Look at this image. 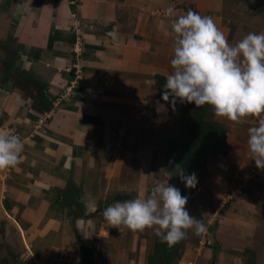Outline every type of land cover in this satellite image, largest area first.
I'll return each instance as SVG.
<instances>
[{
	"label": "crops",
	"instance_id": "crops-1",
	"mask_svg": "<svg viewBox=\"0 0 264 264\" xmlns=\"http://www.w3.org/2000/svg\"><path fill=\"white\" fill-rule=\"evenodd\" d=\"M52 1L42 3L38 11L34 0H16L12 6L10 2L2 6L0 12L9 16L7 24L16 23L20 59L52 101L51 109L43 113H36L22 95H18L17 111L7 113L0 106V131L18 135L24 143L21 163L0 170V247L4 245V256L41 264L59 248L79 246L82 264L89 260L91 264H116L118 260L111 256L118 241L124 237L133 247L127 238L130 230L111 228L100 210L106 203L116 202L112 201L116 195L133 194L132 199L150 195L151 186L159 181L141 163L156 155V135L180 136L179 108L157 94L154 76L167 77L173 72L171 21L178 12L185 13L180 2L193 0H172L171 4L170 0ZM195 1L199 11L214 18L223 16L224 21L234 10L241 13L236 21L242 23L234 31L239 41L252 32L249 28L264 33V3L258 1L255 6V0H249L252 3L246 6L242 0H234L243 7L236 10L235 4L229 7L231 0ZM170 6L173 17L164 15ZM244 8L246 12H242ZM72 12L79 17L78 24L71 19ZM219 30L224 35L230 32L226 26ZM79 35L81 39H77ZM261 119L264 113L239 122L218 117L227 128L230 150L226 159L232 158L248 174L253 173L236 181L244 185L255 175L257 199L244 202L230 188L225 195L232 197L227 205L240 198L247 208L234 214L225 211L224 223L215 220L210 227L209 223L213 236L205 239L211 245L195 243L193 250L185 248L178 264H245L244 245L255 252L256 264L264 263L263 244L254 239L257 227L264 233V170L249 158L247 145L248 129ZM145 180L150 186L144 185ZM70 182L78 188L76 193ZM66 187L68 193L60 194ZM213 191L214 198L221 195L219 187ZM243 192L250 195L252 191ZM226 215L238 216L239 221L230 222ZM156 231L155 226L145 228L140 242L148 243L147 233L152 236ZM252 244L259 248L254 250ZM27 248L29 258L23 255Z\"/></svg>",
	"mask_w": 264,
	"mask_h": 264
},
{
	"label": "clouds",
	"instance_id": "clouds-1",
	"mask_svg": "<svg viewBox=\"0 0 264 264\" xmlns=\"http://www.w3.org/2000/svg\"><path fill=\"white\" fill-rule=\"evenodd\" d=\"M174 16V8L164 11ZM174 55L173 72L166 77L161 98H172L173 106L194 103L197 108L210 105L218 117L239 122L241 118L264 113V33L249 32L231 45L213 18L189 9L171 21ZM249 158L264 170V119L248 129ZM24 143L18 135L0 131V170L21 163ZM177 175L186 188L198 183L195 172L185 175L177 165ZM188 196L170 184H156L150 195L116 201L102 212L106 223L118 231H143L156 227V235L169 247L179 243L193 230L199 236L206 225L186 209ZM95 211V209H93Z\"/></svg>",
	"mask_w": 264,
	"mask_h": 264
},
{
	"label": "rangeland",
	"instance_id": "rangeland-1",
	"mask_svg": "<svg viewBox=\"0 0 264 264\" xmlns=\"http://www.w3.org/2000/svg\"><path fill=\"white\" fill-rule=\"evenodd\" d=\"M15 1L16 0H0V12H1V10H3L2 6L5 7L6 4H9V2L11 3V6H12V3H14ZM56 1L57 0H53L52 4H53V2L55 3ZM242 1H243V3L246 4V6H249L248 3H252V2H250L252 0H250V1L249 0L248 1L242 0ZM258 1L261 3H264L263 0H255V6L256 5L258 6V4H259ZM46 2H47V0H34V2L32 4L39 11V8L41 9L42 3H46ZM171 3H172V0H170V4ZM180 3L184 4L182 6L184 7L185 13L189 9H191L195 12H198L201 16L209 15L207 12L199 11L200 9H198V7H197L198 5L195 6V4H196L195 0H193L192 3L188 2V1L187 2L185 1V3H182V2H180ZM234 4H235L234 9H236V10H239V9L241 10L243 8L242 5H240L237 1H234V0L230 1L229 7L233 8ZM6 8H8V7H6ZM242 12H246L245 8L243 9ZM240 14L241 13H237L235 10L233 12H230V13H228V16H227L228 19L226 21L221 19L223 16H221V18L212 17L218 29H220L222 26H226V28H228L230 30V32H228V31L225 32V36L228 39L229 43L232 42V44H234V45L239 41V37H236L234 31L236 29V24L242 23V21L237 23L238 15L240 17L241 16ZM179 15H182V13L178 12V15H176V17H178ZM233 16L235 19H233ZM236 17H237V19H236ZM6 18L9 19V16L7 17L5 14V11H4L0 15V78H2L3 74L7 73L5 70V63L3 62L4 59L6 58V56L11 54L12 50H17V53H18V50L20 48V45L18 42L19 38L17 36H15V28L14 27L17 25H16V23L7 24ZM16 20H17L16 18H12V22H16ZM233 27H235V28L233 29ZM249 29L252 32L254 31L253 28L252 29L249 28ZM243 32H245V31H243ZM77 39H81V36L79 35L77 37ZM18 55L19 56H16L14 59V65L12 68L15 70L16 69L17 70L24 69L25 65H26L25 63H23L24 61L20 59L19 53H18ZM31 77H33V76L31 75ZM19 78H20L19 85H22V86L25 85L24 84L26 81L25 78L24 77H19ZM33 78H35V77H33ZM35 79H37V78H35ZM13 81H14V79H12L11 81L10 80H4L2 83L0 82L1 94L4 95V98L0 99V104H1L0 106H1V110H6L7 113L9 111H17V103L18 104L20 103L19 102L20 98L18 97V95L19 96L21 95V87L19 85H17L18 81L15 83H13ZM7 90H8V92H7ZM3 92H6V94H4ZM23 99L24 98L21 99V102H23ZM6 103H8L7 109L3 108V106ZM1 113H2V111H1ZM179 117H180V114H179ZM217 119H218V116L214 115L213 120L219 122ZM223 126L225 127V125H223ZM226 131H227V128H226ZM178 138H176V139H178ZM156 140L157 141L154 143L155 144L154 150L156 152V155L151 156V157L148 156L146 158L147 161L143 164L141 163V166L145 170H146V167L148 169H150L149 173L153 174L154 179H157L160 182V183L159 182L154 183L155 181L152 179L151 184L154 183L156 185V184H167L168 183L170 185H174L175 187L179 188L181 191V194H183V187L185 185L184 182H182L180 178H176V177L174 178V176H172V174L170 173V170H172V169L177 170V165H179V163L176 162L173 157H167L165 154V148L167 146L168 139L165 137V135L163 133H160V134L156 135ZM226 157H227V155L226 156L222 155L220 157L219 154H218V156L217 155L216 156H213V155L208 156L205 171H201L194 166V170L197 172L196 174H197V178H198V183L196 185L195 190L191 194L188 193L187 195H185V196L189 197L188 202H187L185 207L191 215H193L197 218H200L202 220V222L206 225V231L202 235L197 236L194 234L193 230H188V236L186 239H184L183 243L181 244L184 249L187 248L189 250H191V249L193 250L194 246L196 247L197 244H199L201 246V244L203 243V241L207 237L211 240V238H212L211 236H213V234H212V232H210V230H209L210 228H207V225L210 223L209 224V227H210V225H213L212 222H214L215 220H216L215 221L216 224L217 223L220 224V222L224 223L225 218L223 219L222 216H224V214L226 213L225 211L233 212V214H234V213H238L239 211H243L244 209L247 208V204L246 203L243 204V202L240 200L239 197H238L239 200H237V201L234 200V202L231 205H227L226 202H228V200H230L232 198V197H230L231 195H229L228 197L225 196L230 191V188H231V190H234V192H233L234 196H240L241 195L242 196L241 198L244 202H246V201L248 202L249 200L256 201V199H257V192H258L257 189L258 188L256 189V187H255L257 185V183L253 182L255 175H253L252 178L249 179L250 183H245L244 185H241V183H239L240 179H245L248 176L252 175L253 173L248 174L247 173L248 171H244L245 167L243 165L240 166L239 163L236 164L235 162H233L232 158H229L230 159L229 160V159H226ZM228 162H230L229 165H228ZM158 166H159V168H158ZM155 176H156V178H155ZM233 178H235V180ZM236 180H238L239 182H237ZM146 183H147V185L149 184V186H150V183H148L147 180H145L144 185ZM152 187L153 186H151L150 190L152 189ZM203 187L205 189H203ZM215 187H219V190L221 192V195L217 196L216 198H214V196H212V195H214L213 190ZM145 189L146 188L143 187V190H145ZM196 189H197V191H196ZM243 189H248V191H252V192L249 195V192H248V194L244 193ZM203 193H206V195H203ZM146 196H144V198H146ZM239 201H241L242 203L240 204ZM250 203H252V202H250ZM240 215H242V214H240ZM226 218L230 222H233V223H237V221H239L237 219L238 216L233 217L230 215L229 216L226 215ZM232 218H233V220H232ZM221 219H223V220L221 221ZM261 220H262L261 222H263L264 218L262 217ZM259 223H260V221L258 222V224ZM259 228H262V227H259ZM143 231H145V229ZM143 231H140V233H138L139 231H129L128 232L129 235L127 238H129V240H128L129 244L133 243L132 249H131V247L128 246V242H127L126 238L122 237L121 240L118 241L119 246L113 250V254L111 256L112 260H118V261H116V264H141V262L144 264L146 263L147 253L152 249L153 235L151 236L150 233H147V238L149 241H148V243L143 245L140 242V237H139L141 235V232H143ZM261 232L262 231L260 229H258V227H257V232L254 235V239L259 240V242H262L263 246L261 247V249H262L261 252L264 253V233H261ZM210 234H212V235H210ZM122 236H124V235H122ZM0 238H3V237L0 236ZM134 239H135V242H133ZM195 243H197V244L195 245ZM3 246L4 245H1V247H0V261L5 260L4 261L5 264H32L31 260L21 262L19 259H16V257L12 258L8 254H6L4 256V252H3L4 247ZM22 246H23V244H22ZM244 246L246 247L247 245H244ZM127 247L129 248V251H127ZM245 247H244L245 250H246V248H250V247H246V248ZM252 248L254 250H257V248H259V247H255L252 244ZM24 249H25V246H24ZM111 251L112 250L109 249V253H111ZM183 253H184V250H183ZM243 254H244V258H242V259H245L246 256H248V255H246V252H244V251H243ZM23 255L26 258H29V253L27 252V250L24 251ZM262 256L264 258V255H262ZM245 261L246 260H244V262ZM33 262H35V261H33ZM108 263L112 264V262H108ZM176 264H178V262ZM261 264H264V263L262 262Z\"/></svg>",
	"mask_w": 264,
	"mask_h": 264
},
{
	"label": "trees",
	"instance_id": "trees-1",
	"mask_svg": "<svg viewBox=\"0 0 264 264\" xmlns=\"http://www.w3.org/2000/svg\"><path fill=\"white\" fill-rule=\"evenodd\" d=\"M18 53L17 50H12L11 54L4 59L3 62L5 63L7 73L3 74L0 82L14 79L13 83L18 81L17 85H19V77H24L26 80L25 85H19L21 87V95L27 99L36 113L49 111L52 106V101L47 97L43 84L39 80L31 77L26 67L21 70L12 69L15 57L19 56ZM154 83L157 94L161 97L164 91L163 85L166 83V76L156 74L154 76ZM171 100L172 98L169 97L170 102ZM175 105L179 107L180 136L178 139H168L165 154L167 157H173L179 163L185 175H190L193 172L197 173L194 170V166L201 171H205L208 156H216L218 154L226 155L230 150V145L226 141V128L219 122L213 120L215 114L210 105L206 104L197 108L194 103H180L179 100L176 101ZM170 173L174 178H179L177 170L172 169ZM70 183L72 187L70 189L76 193L78 188L74 187V182ZM195 188L189 189L184 185L182 195L191 194ZM68 190L69 188L67 187L66 189L63 188L60 194L65 192L64 195H66ZM122 197L125 198L124 200H129L134 196L133 194H125L124 196L116 195L112 201H121ZM108 205L110 204L106 203L100 211L103 212ZM183 241L169 247L166 243L161 242V239L156 234L153 235L152 249L147 253L146 264H176L184 250L181 245ZM206 245H211V241ZM81 248L83 253L86 254L87 249L84 246ZM245 252L248 255L246 256L245 264H256L255 252L252 249H246ZM91 263L89 260L88 264Z\"/></svg>",
	"mask_w": 264,
	"mask_h": 264
},
{
	"label": "built area",
	"instance_id": "built-area-1",
	"mask_svg": "<svg viewBox=\"0 0 264 264\" xmlns=\"http://www.w3.org/2000/svg\"><path fill=\"white\" fill-rule=\"evenodd\" d=\"M70 16L74 24L76 22L77 24L79 23V17L75 12H72ZM209 241H210L209 239H205L201 244V246L206 245ZM27 251L30 255L29 248H27ZM82 263H83V256L80 247L68 246L57 249L52 255L48 257V259L45 262L41 264H82ZM186 264H191V263H186Z\"/></svg>",
	"mask_w": 264,
	"mask_h": 264
}]
</instances>
